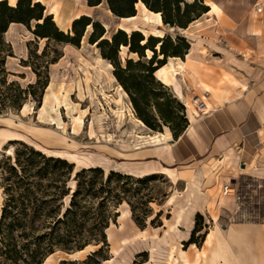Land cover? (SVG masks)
Returning a JSON list of instances; mask_svg holds the SVG:
<instances>
[{"label":"rangeland","instance_id":"obj_1","mask_svg":"<svg viewBox=\"0 0 264 264\" xmlns=\"http://www.w3.org/2000/svg\"><path fill=\"white\" fill-rule=\"evenodd\" d=\"M80 1L43 0V3L54 13L58 27L66 33L71 32V20L85 14L102 27L103 24L108 25L109 29L104 28V35L108 38H111L117 28H124L127 34L139 31L146 38L169 36L174 40L180 35L185 37L190 47L195 44L196 51L193 49L194 55L189 56L186 62L189 70L184 78H179L185 99H178L169 87L165 91L166 95L175 98L182 105L186 118L188 111L194 112L195 108L188 110L183 103L192 106L191 100L196 97L205 103L206 92L201 88L199 81L203 82L207 92L212 93L215 89V94L220 93L225 99H244L251 102L264 97V0H204L205 3L216 4L218 11L202 15L197 19V24L193 22L185 31L159 23L158 18L143 8L140 2L134 6L136 16L133 19H120L111 12L106 0H102L101 4L95 7H87L86 3ZM122 8L127 9V5L122 4ZM259 8L262 9L261 13H257ZM34 24L35 22H32L31 26ZM25 30L27 29L24 26L15 27L14 35L17 34L23 42H17L16 46L12 47L15 55L8 63L5 62L6 72L13 74L6 77L7 83L14 80L21 88L34 83L35 80L30 69L23 68L19 63L20 59L28 58L27 43L33 41L29 46L32 51L36 47L41 51L46 43L45 40L35 42L33 34ZM90 32L91 29L85 31L79 48L72 45L65 47L55 42L49 44L46 59L50 60L57 54H62V57L56 65L49 66L51 82L44 90L41 105L31 96L22 101L23 96H18L15 85H0L3 95L0 131L12 132L15 137L23 140L15 141L40 148L48 155L67 159L75 164L76 169L101 166L107 173L109 169L122 170L127 163L148 164L135 163L137 161L132 158L139 155V151L141 156L149 153L151 144L142 141L147 135L159 132L134 121V118L138 117L130 98L123 88L119 89L122 86L114 76V67H107V62H110L102 58L100 48L92 47L88 42ZM4 41L9 42L10 37L4 36ZM145 55L143 61L147 62L151 53L146 51ZM118 56L122 66H125L127 58L138 59L137 55L128 54L127 49H121ZM156 64L157 60L153 66ZM194 93L197 95H192ZM5 96L16 100L20 107L12 108ZM197 114L202 115L198 112ZM149 115L160 124L162 132L169 131L154 109L149 110ZM9 147L10 152H13L15 146L5 144L0 149V159L8 157L3 150ZM224 164L228 165L229 161ZM257 169H264V159L257 165ZM155 175V179L143 187H126L140 188V195L150 201L147 206L149 215L144 221L145 228L141 229L131 215L127 219H118V216L115 222L111 221L108 248L103 252L109 259L101 264H209L220 235L228 247L227 255H231L232 259L239 256L243 259L242 264H253L246 259V254L248 248L255 249V253L259 251L264 228L262 171L255 168L244 173L237 168L236 173L224 177L222 184L219 180L218 184L211 185L209 189L206 186H198L191 198H188V192L182 182L173 183L161 173ZM172 195L174 198L167 202ZM127 197L136 205L137 196ZM187 202L191 204L193 211L202 209L203 213L201 215L204 228L195 237L205 231L211 233V244L204 252L205 258H198V253L194 250V258L189 261L183 253L188 249L181 240L184 229H180V233H173L169 229L175 216L179 217L183 205ZM127 206L129 207L125 198L118 209L121 212ZM141 209L137 208L136 213L143 219ZM152 219L153 223L150 222ZM159 224L162 226L157 227ZM193 227L194 224L192 229ZM95 249L97 247L90 245L77 253L67 254L59 251L50 256L44 264H59L62 260L83 261ZM143 252L146 254L137 256ZM88 264L95 263L91 261Z\"/></svg>","mask_w":264,"mask_h":264},{"label":"trees","instance_id":"obj_2","mask_svg":"<svg viewBox=\"0 0 264 264\" xmlns=\"http://www.w3.org/2000/svg\"><path fill=\"white\" fill-rule=\"evenodd\" d=\"M101 2L87 0V5L95 7ZM106 2L113 14L124 19L136 16L134 6L140 2L148 11L159 13L164 25L180 29H186L209 11L204 0ZM122 4H126L127 9L122 8ZM32 22H35L33 27ZM12 23L24 26L33 34L35 42L46 41L41 51L38 47L34 51L29 48L33 41L27 43L28 58L20 59L19 63L22 67H29L36 79L24 88L14 80L6 81V77L13 74L6 72L5 59L13 55L10 44L4 41V34ZM88 26L91 27L88 42L96 44L102 58L114 67V76L128 94L138 119L152 131L162 133L160 124L149 115V110L154 109L172 137L176 139L180 136L189 124L184 109L175 98L166 95L168 87L155 79V72L167 63L168 58L184 59L187 54L189 42L180 35L174 40L169 36L146 38L139 31L127 34L118 29L110 39H101L105 34L104 27L87 15L74 19L71 32L66 33L59 29L52 15L45 13V7L40 2L15 0L12 6L6 0H0V85H15L18 96H23L22 101L31 96L41 105L44 90L49 85V66L62 57V54H57L50 60L46 59L49 44L55 42L79 48ZM121 49H127L128 54H135L138 59L127 58L125 66H122L118 56ZM146 51L151 56L144 62ZM155 60L157 64L153 66ZM5 99L12 108L20 107L16 100L6 96ZM2 105L3 95L0 92V107ZM8 144L15 147L13 152H10L11 147L4 149L8 157L0 159V264H44L56 252L71 254L83 251L90 245L97 249L83 261L62 260L59 264H88L91 261L101 264L109 259L103 255L108 248L106 230L110 222H115L119 216L117 209L125 198L132 219L141 229L145 228L150 201L140 195V188L126 187H143L155 179V174L134 178L115 170L106 173L100 167L76 170L74 163L46 155L32 145L15 140L8 141ZM127 196H137L135 204L142 208L143 219L136 213L139 207ZM150 222L153 223V219ZM161 226L159 224L157 227ZM203 228V217L196 213L194 227L189 239L183 242L184 247L195 245L200 248L207 231L197 237L195 235ZM142 254L146 253L137 256Z\"/></svg>","mask_w":264,"mask_h":264},{"label":"crops","instance_id":"obj_3","mask_svg":"<svg viewBox=\"0 0 264 264\" xmlns=\"http://www.w3.org/2000/svg\"><path fill=\"white\" fill-rule=\"evenodd\" d=\"M6 1L12 6L15 2V0ZM32 1L40 2L45 7V13L52 15L53 20L55 21L54 13L46 7L43 0ZM80 3H86L87 5V0H81ZM206 5H208L209 11L205 15L218 11L216 4L211 5L210 3H206ZM261 12L262 9L261 11H257V13ZM81 15L85 14H80L74 17L71 21L79 18ZM205 15L203 14V16ZM193 22L190 23V25H193ZM197 23L198 20L194 24ZM16 26L23 27L21 24L12 23L4 34L6 38L10 37V41L5 42L10 44L13 56L15 53L13 52L12 47L16 46L17 42H23L19 39L17 34L14 35ZM185 30L186 29H183L182 31ZM25 31L31 34L28 30ZM11 37H13V39ZM66 46L72 47L71 45H65V47ZM193 49L195 52V44H191V47L187 51L185 60L183 59L185 63L189 56L192 57L194 55ZM12 59L13 57H7L5 62L8 63ZM56 64H52L50 67ZM23 68L29 69V67ZM30 72L35 78V74L31 70ZM181 78H184V76ZM159 81L166 85L163 81ZM199 82L201 88L206 92V97H204L206 106L205 113L198 115L193 109L194 107L189 105L188 110L192 109L194 112L188 111L187 120L189 124L180 136L174 139L170 131H164L155 135H147L146 139L142 142L145 144H151L150 151L146 150L149 151V153H145L146 155L141 156V151H139L137 152L139 155L133 157L132 160L137 161L135 163L148 164L136 165L133 163H127L125 168L122 170H116L117 172L135 177H142L156 173L164 174L173 183H177V181L182 182L185 191L188 192V198L194 196V192H196L198 186H206V188L209 189L211 188V185L218 184L219 180L222 184L224 177H230L232 174L236 173L237 168L244 173L256 168L257 171H262L264 174V169H257V165H260L262 159H264V97L251 102L244 99H225L222 94H215V89L212 90L213 94L207 92L208 90L203 82ZM166 86L174 92L178 99L182 100L181 97L185 99L179 83L177 89L173 84ZM192 95L195 96L197 94L194 93ZM198 99L200 100V98ZM153 133L155 132H151V134ZM13 134L14 133L6 130L0 131V149L7 144L8 141H23L22 139L15 137ZM36 149H39L46 154L42 149ZM51 156L60 157L57 155ZM142 160L145 162H141ZM226 161H229L228 165L224 164ZM163 165L168 168L162 167ZM89 167L102 168L101 166H88L82 168ZM172 197L174 198V195L170 196L167 202H170ZM188 201L191 200L188 199ZM118 212V219H127L131 215L128 206L121 212L118 209ZM195 213L203 214L202 209H196L193 211L191 209V204L187 202V204L183 205V210L179 213V217L175 216L174 222L170 225L169 229L173 233H180V229H184L181 235L182 241H186L191 233L194 224L193 216ZM108 232H110V226L106 230L107 241L109 242ZM210 244L211 233H208L207 231L203 245L200 248H197L195 245H189L187 251H183V253L186 254V257H184L187 258L188 261L193 259V252L196 250L198 258H205L204 252L207 251ZM227 249L226 242L220 235L217 239V246L212 251L209 264H242L243 259L239 256H234V259H232L231 255H227ZM255 251L256 250L253 248H248L246 259L248 261L250 260L253 264H264V228L262 229L260 248L259 251H257L258 254L255 253Z\"/></svg>","mask_w":264,"mask_h":264},{"label":"bare ground","instance_id":"obj_4","mask_svg":"<svg viewBox=\"0 0 264 264\" xmlns=\"http://www.w3.org/2000/svg\"><path fill=\"white\" fill-rule=\"evenodd\" d=\"M143 8H145V7H143ZM108 12L110 13V11H108ZM149 13L155 15L158 18V22L163 24L162 20H161V16H160L159 13H152V12H149ZM127 19H133V17L127 18ZM196 21H194V22H196ZM103 27L105 29H109L108 25H106V24H103ZM257 28H259V27H257ZM90 29H91V27L88 26L87 30H90ZM118 29H122V28H117V30ZM123 30H125V29L123 28ZM104 38L110 39V38L106 37V35H104L101 39H104ZM91 46L94 47V46H96V44L91 45ZM99 60L100 61H104L101 58H99ZM107 67L112 69V65L110 63H108V62H107ZM188 70L189 69L186 66V63L184 62V60H182L180 58H168L167 63L164 66H162L160 69H158L156 71L157 73L155 72L156 73L155 75H156L157 79L163 81L164 83H166V85L173 84L176 87V89H177L178 88V83H179L178 79L181 78L182 76H184L186 71H188ZM119 89L121 90V87H119ZM181 99L183 100L184 98L181 97ZM186 104H187V106H189L188 103H186ZM192 106L194 107L193 104H192ZM129 114L132 116V118H134L133 114L131 112ZM134 121H136L137 123H140L143 126L142 122H140L138 119L134 118Z\"/></svg>","mask_w":264,"mask_h":264},{"label":"built area","instance_id":"obj_5","mask_svg":"<svg viewBox=\"0 0 264 264\" xmlns=\"http://www.w3.org/2000/svg\"><path fill=\"white\" fill-rule=\"evenodd\" d=\"M258 11H261L259 8ZM191 103L194 105L195 111L201 114H204L206 111L205 103L202 99H198L197 97L191 100ZM184 107L187 109L188 106L186 103H183Z\"/></svg>","mask_w":264,"mask_h":264}]
</instances>
